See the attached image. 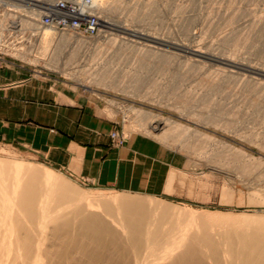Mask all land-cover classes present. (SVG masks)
Wrapping results in <instances>:
<instances>
[{
    "label": "rangeland",
    "instance_id": "374dc122",
    "mask_svg": "<svg viewBox=\"0 0 264 264\" xmlns=\"http://www.w3.org/2000/svg\"><path fill=\"white\" fill-rule=\"evenodd\" d=\"M1 1L0 49L6 55L3 69H7V66L12 64L20 65L25 71H14L16 80L27 77L33 81H42L51 78L61 82L65 86L62 88L66 92L73 91L83 97L86 102L92 103L91 105L96 107L101 117L115 122V128L108 133L109 144L113 148L123 147L132 134L147 137L160 147H151L150 153L144 154L143 183L140 187L142 190L103 189L92 186L69 171L49 165L41 155L31 151L29 147H19L9 143L5 131L0 133V155L11 156L37 168L51 169L58 175L60 183L70 186L76 193L87 192L86 194L92 195V197L99 194H107L108 197L112 195L111 198L106 195L108 199L120 198V196L141 199L143 208L151 210L159 216L164 214L163 211L179 213L182 211L183 218H187L190 217V212L194 211L192 213L196 217L197 214L199 217L201 212L210 214L216 212L215 214L224 215L245 213L253 216L256 214L263 218L264 77L243 69L229 67L226 64L203 58H193L177 50L135 40L150 46L153 53L160 54V61L163 64L158 62L159 65H157L158 67L162 65L163 68L159 67L161 71L156 65L157 71H154V68L145 72V69L141 70L140 66H137V61L127 63L122 57L119 58L121 59L120 63L116 60L120 65L115 62L117 65L113 64L112 67L116 68L117 66V70L121 68L120 71L124 74L131 72L130 77L127 74L125 79L119 78L123 73L119 74V71L112 68L114 74L112 73V76L107 78L109 83L104 82L106 85L103 83L99 85L98 82L89 78L82 83L79 81L80 77L77 78V74H79L77 72L85 68L82 65L86 61L82 63V58L78 59V56L84 53L88 54V52L96 53L94 56L96 55L95 57L98 58H100L99 53L106 56L105 53L109 47L107 41L101 38L105 29L100 27L98 36L87 39L90 43L92 42L91 46L89 44L83 46L79 49V54H74L71 60L74 64L70 66V69L72 72L75 71L76 76L63 74L60 71L64 63L62 61H65L63 55H59L60 57L56 55L58 58L55 55L50 56L47 58L48 60L46 59L47 61L40 57L36 58L34 51L36 48L34 47L37 46L36 38L38 37L33 35L35 32L31 27L29 29L27 26H19L20 19L27 20L26 12L31 10L45 12V10L25 5L20 0ZM56 1H53V5ZM92 1L96 4L104 1L103 5L107 9L104 13H100L101 15L98 12L95 14L99 18L100 24L111 19L123 25L127 24L128 28L136 27L135 29L143 32L149 31L148 33L154 37L157 36L160 40L168 41L169 39V42L197 48L203 53L206 52L205 54L208 53L222 59L226 56L225 59L228 58L232 62L244 65V67L264 69V0ZM6 6L11 9V15L6 14ZM132 13L133 15L136 13V16H131ZM4 17L8 18L3 19ZM135 18L137 19L135 20ZM8 22L11 27L10 32ZM39 22L40 19L32 23L39 25ZM108 33L112 32L108 31ZM34 43L36 46L33 47ZM93 43L94 45H92ZM137 46L139 47V45ZM23 55L33 60L29 58L27 60L26 57L23 58ZM51 57H53L52 60ZM129 64L131 66H128ZM165 66L168 68L166 69ZM135 67H138L139 70ZM124 70L128 72L125 73ZM137 71L138 75L144 79L143 85L141 83L135 86L132 83V72L137 74ZM174 78L175 81H173ZM178 78L180 81L177 80ZM50 85H53L52 81ZM131 85L133 86L131 87ZM137 86L143 87L138 88ZM52 90L61 89L53 87ZM170 92L171 94H169ZM158 120L159 122L164 121L166 123L164 127L168 126L169 131L162 125L157 130H151L150 126H154L153 122L158 123ZM173 131L175 133H172ZM51 132L54 133V129ZM163 132H165L164 135ZM113 133H116L118 140L112 139ZM58 202L49 201V204L52 207L61 206L60 211H72L73 208L70 205H62ZM173 207H175L174 210ZM116 208V206H110L109 211L113 212ZM125 209L119 210L116 215L112 214L115 220H123L122 224H126L127 221L134 218ZM94 210L101 211L99 208H94ZM169 215L165 213L164 220L158 224H167L170 220ZM111 251L112 264H118L121 252ZM106 255L105 250H99L97 262Z\"/></svg>",
    "mask_w": 264,
    "mask_h": 264
},
{
    "label": "bare ground",
    "instance_id": "6f19581e",
    "mask_svg": "<svg viewBox=\"0 0 264 264\" xmlns=\"http://www.w3.org/2000/svg\"><path fill=\"white\" fill-rule=\"evenodd\" d=\"M20 1L25 3V5L46 10L53 7L54 0ZM103 2L96 4L91 0L93 5L91 12L94 14H97L96 12L99 14L104 13L107 9H105ZM26 14V19L29 21L20 19L19 26H27L29 29L31 27L35 32L33 35L38 37L36 38L37 46L35 45L36 42L33 45V47L36 46L34 47L36 48V50H34L35 57L46 60L53 55H63L65 61L61 60L64 63L60 71L63 74H73L76 76L74 73L75 71L72 72L70 69V66L74 64L71 62L74 54L78 53L79 49L83 46L88 44L91 46L92 42L90 43L87 39H93L98 36L99 33L92 38L85 39L71 32H59L51 27L40 26V22L38 23L39 25H37V23H32L40 19L43 14L42 11L31 10L26 12ZM135 14L133 15L132 13L131 16H136ZM7 15L4 14V16ZM6 18L4 17L3 19ZM136 19L137 18H135V20ZM126 25L111 19L101 23V27L105 29V31H103L104 35L101 38L107 41L109 48L106 52L109 55L105 53V56L99 53L100 58L95 57L96 55L94 56V54L96 53L91 52H88V54H81L80 56L77 55L79 57H77L78 59H80V57L82 58V63L86 61L84 65H82L83 67L85 66V68L82 70L77 69L78 72L76 71L79 73L77 74V78L79 79L80 77L79 81L83 83L85 79L89 78L90 80L98 82L99 85L100 83L105 84L107 78L112 76V73L114 74V70H112V68H114L112 67L113 64H119L121 61L119 58L122 57L127 63L132 61L134 63L137 61V66L139 65L141 70L142 68L145 69V72L146 70L151 71L154 69L158 62L163 64L160 61L159 53V55L153 53L150 46L138 43L135 40L177 50L193 58H203L209 61L226 64L229 67L243 69L249 73L264 77V69H256L251 66L244 67V65L242 66L236 62H232L228 58L225 59L226 56L222 59L209 55L208 53L205 54L206 52L203 53L197 48L187 47L182 43V45H177L174 42H169V39L168 41L160 40L157 36L154 37L151 33H148L149 31L143 32L135 29L136 27L133 28L131 26L132 28H128ZM108 31L114 34L108 33ZM92 45H94V43ZM137 45H139V47ZM110 49L112 52L109 51ZM58 56L56 57L58 58ZM24 57H26L25 59L27 60L29 58L23 55V58ZM52 58L53 57H51V60ZM54 60H56V58ZM116 60L119 63H117ZM41 62L46 64L43 61ZM115 62L117 64H115ZM162 62L165 64V61L162 60ZM158 65L156 67H158ZM128 66L131 65L129 64ZM159 67H162V65ZM116 68L114 69L117 70ZM135 68L138 69V67ZM167 68L168 67H166V69ZM155 69L154 71H157V69ZM159 69L161 71V68ZM120 70H117V72L119 71V74L123 73V75L121 77L118 76L119 78H124L127 74L130 77L131 72L129 73L124 70L125 73L128 72L124 74V72ZM134 72L136 73V69ZM134 72H132L133 74L131 75L132 83L135 86L140 85L144 79L141 75H138V71L137 74H134ZM148 73L149 72H147V74ZM141 74L143 75V73ZM217 76L219 75L217 74ZM175 78L173 81H175ZM110 80L112 81V79ZM177 80H179V78ZM132 86L133 85H131V87ZM171 92L169 94H171ZM249 101L251 100L249 99ZM160 122L159 120L158 123L153 122L154 126H150V129L157 130V128H160V125L163 127L166 125L164 121ZM166 128L165 129L169 131V127L167 126ZM164 133L165 132H163V135ZM172 133L175 132L173 131ZM0 156H2L0 158V264H91L92 262H94V264H112L113 259H111V250L121 252L118 264H264V216L262 218L256 214H254L256 216L253 214V216H250L245 213L239 215H224L219 213L215 214L216 212H213V214L201 212V215L199 214L200 216L198 217L197 214L196 217L193 214L194 211H191L190 214L187 213L190 216L187 218H183L181 215L182 211L180 213L163 211L162 213L164 214L159 216V214L143 208L141 199H131V197L122 198L121 196L120 198L108 199L111 198L112 195L108 197L107 194H99L96 196L93 195L92 197V195L89 196L86 194L87 192L76 193L70 186L60 183L58 175L51 169L44 167L37 168L21 160L12 158L11 156ZM171 176L169 177L172 178ZM113 196L116 197V195ZM49 201H60L58 203L67 206L70 205L73 209L69 212L60 211L61 206L52 207ZM154 201L157 202L155 199ZM110 206H116L117 208L112 212L109 211ZM94 208H99L101 211H95ZM124 208H126L125 211H127L128 214L134 216V218L127 221L126 224H122V222H124L123 220H115L112 215H116L119 210ZM174 208L175 207H173V210ZM169 210H171V208H169ZM165 213L170 214V220L165 225H159L158 223L164 220ZM187 214L186 216H188ZM214 229L216 230L213 231ZM99 250H105L107 255L97 262Z\"/></svg>",
    "mask_w": 264,
    "mask_h": 264
},
{
    "label": "crops",
    "instance_id": "0c3cea01",
    "mask_svg": "<svg viewBox=\"0 0 264 264\" xmlns=\"http://www.w3.org/2000/svg\"><path fill=\"white\" fill-rule=\"evenodd\" d=\"M14 71L25 70L12 64L0 71V133L5 131L9 143L29 147L92 186L142 190L144 154L160 147L156 142L132 134L123 147L113 148L108 133L115 122L101 117L92 103L66 92L61 82L16 80Z\"/></svg>",
    "mask_w": 264,
    "mask_h": 264
},
{
    "label": "built area",
    "instance_id": "2783aa9c",
    "mask_svg": "<svg viewBox=\"0 0 264 264\" xmlns=\"http://www.w3.org/2000/svg\"><path fill=\"white\" fill-rule=\"evenodd\" d=\"M92 9L91 0H57L53 7L43 12L40 24L57 31L71 32L84 38H92L99 33L101 27L100 20L91 12ZM5 10L11 15L12 11L9 7L6 6ZM9 22H11L10 19ZM10 30L9 26V32ZM5 56L4 51L0 49V70L5 66ZM111 137L114 141L118 140L116 133H113Z\"/></svg>",
    "mask_w": 264,
    "mask_h": 264
}]
</instances>
